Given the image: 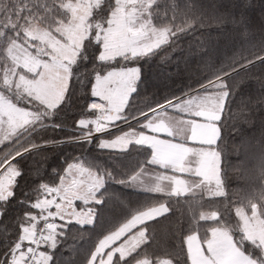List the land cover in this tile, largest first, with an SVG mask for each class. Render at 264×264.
I'll list each match as a JSON object with an SVG mask.
<instances>
[{
  "label": "trees",
  "instance_id": "trees-1",
  "mask_svg": "<svg viewBox=\"0 0 264 264\" xmlns=\"http://www.w3.org/2000/svg\"><path fill=\"white\" fill-rule=\"evenodd\" d=\"M77 1L0 0V92L17 107L39 110L34 99L2 85L10 65L8 51L15 44H34L25 34L31 25L59 38L71 20L66 5ZM116 9V0H102L90 21L105 25ZM146 18L153 28L168 31L164 43L142 55L101 61V42L90 30L60 104L0 144V183L7 182L0 194V264H9L10 256L22 250L23 229H38L46 219L38 203L59 185L71 164L101 182L88 206L92 222L55 219L58 226L42 248L48 256L45 264H86L102 238L160 204L167 213L127 231L112 249L137 232H142V242L125 256L115 252L110 264H190L186 238L196 234L204 244L214 229L220 231L216 237L227 231L246 257L260 263L259 248L242 240L237 230L235 210L249 212L255 205L264 215V0H154ZM130 67L139 71L120 118L99 128L98 139L80 140L97 130L90 123L79 125L93 123L99 115L92 105L97 101L92 95L95 79ZM185 95L221 96L220 138L214 149L223 194L172 196L133 189L131 179L152 167L150 149L130 143L113 150L101 147V141L142 132L152 111L172 102L159 110L169 111Z\"/></svg>",
  "mask_w": 264,
  "mask_h": 264
},
{
  "label": "rangeland",
  "instance_id": "rangeland-1",
  "mask_svg": "<svg viewBox=\"0 0 264 264\" xmlns=\"http://www.w3.org/2000/svg\"><path fill=\"white\" fill-rule=\"evenodd\" d=\"M101 1L78 0L76 3H68L66 8L71 15V20L61 32L59 31V38L36 25H31L25 29V34L34 44H15L10 48L8 51L10 65L3 71L2 85L10 91L14 90L17 95L34 99L39 104V110L19 108L8 99L6 94L0 92V144L10 140L19 130L37 122L39 114L60 104L68 87L70 68L76 62L81 43L89 35L90 30L95 32V39L101 42L99 55L101 61H109L125 55H142L166 41L168 31L153 28L146 18L147 10L154 0H116L115 15L109 18L105 25L90 21L99 9ZM137 76V68L130 67L112 70L105 76L96 78L92 95L103 103L93 108L95 107L99 115L93 123H91L92 120H87L80 122L79 125L85 127L90 123L98 130L116 122L120 118L121 107L133 91ZM220 97L204 95L194 96L189 100L192 108L202 107L198 114L204 121L194 123L189 136V142L206 148L205 151L194 150L196 152H193V154H199L200 163L195 172L201 178L207 176L215 156L218 158L214 147L220 138L218 126L222 107ZM94 104H97L96 101H93ZM116 112L118 116H114ZM97 130L80 140L91 139ZM166 135L169 134L165 122L158 121L149 124L137 134L123 133L111 140H102L100 146L124 150L131 141L138 139L139 145L150 149V159L155 163L164 165L173 163L181 167L185 158L193 151L192 144L175 142ZM90 174L79 165H69L59 185L47 190L48 197L38 203L39 208L46 210L45 218L78 220L77 215L82 209L76 207L75 202H80L83 206L85 203L88 204L92 199L93 187L98 185L93 181L94 175ZM6 188L7 182L0 183V194ZM154 208H164V206ZM157 210L165 212L166 208ZM157 210L143 211L134 216L127 225L151 221L157 217ZM213 216L211 214L206 217ZM235 217L238 222L237 230L242 240L259 248L260 263L246 257L233 242L235 247L230 245L229 240L232 241V239L225 230L223 233L230 239L226 240L227 237L223 236L218 243L216 233L220 231L214 229L210 239L204 244L200 242L196 234H190L187 237L191 264H264V215L255 205H252L249 212L237 208ZM127 225L102 238L86 264H110L113 252L125 256L134 250L142 242V232L135 233L126 241L119 243L117 247L111 248L126 234ZM134 240L137 242H133ZM47 258L48 256L44 253L42 264H45ZM137 264L148 263L140 261ZM159 264H170V262L161 261Z\"/></svg>",
  "mask_w": 264,
  "mask_h": 264
},
{
  "label": "crops",
  "instance_id": "crops-1",
  "mask_svg": "<svg viewBox=\"0 0 264 264\" xmlns=\"http://www.w3.org/2000/svg\"><path fill=\"white\" fill-rule=\"evenodd\" d=\"M138 56V55H136ZM129 96V95H128ZM184 100L178 102L172 108H170L169 111H159L160 109H163L165 106L170 105L171 103L158 108L152 112H154V116H152L149 120L144 123V128H147L149 124L158 122V121H163L166 124V128L168 131L169 135H166L167 138L170 137L172 138L175 142L179 143H188L189 145L192 144L193 151L189 153V155L185 158L183 164L181 167L175 166L173 163L172 164H158L149 159V164L153 167H148L140 170V172L131 179L130 185L133 189L137 191H146V192H152V193H160V194H165V195H172V196H184L188 194H203L205 196H221L223 194V189L220 184L219 180V167H218V158L215 156V159L212 163V165L209 167V171L207 173V176L204 178L199 177L196 175V168L200 161L198 160L199 154H193V152H196L194 150H197L198 152L200 151H205V147L203 145H198V144H193L189 142V136L193 127V124L196 122L204 121L201 116H199L198 112L199 109L202 107H195L192 108V104H190L189 100L192 97L187 98V95L184 96ZM128 99V97H127ZM127 99L125 100V103L120 109L124 108ZM174 102V101H173ZM97 104H92L93 106L96 105L99 106L100 104L103 103L102 100L97 99L96 101ZM170 107V106H169ZM159 111V112H158ZM118 112V111H117ZM114 113V116H118V113ZM120 115V113H119ZM129 133V132H126ZM132 133V132H131ZM139 133V132H138ZM125 134V133H124ZM135 135V134H132ZM164 136V137H166ZM136 141H131L130 143H135L138 144ZM129 143V144H130ZM128 144V145H129ZM127 145V146H128ZM143 146V145H142ZM193 154V155H192ZM151 156V155H150ZM151 158V157H150ZM158 164V165H156ZM93 181L95 184L97 183L98 185H95L92 189V199L89 200L88 205L85 203V207L81 208L82 211L81 213H78L77 219L75 220L81 224H90L92 222L91 218V213H90V207L89 203L94 201V194L97 192V190L101 187V182L97 180V178L94 176ZM157 206H166L164 204H160ZM156 207V206H154ZM150 207L144 211H151L157 210V209H164V208H154ZM157 217H160L164 214L167 213V208L166 211L163 212L162 210H157ZM143 212V211H142ZM141 213V212H140ZM138 213V214H140ZM136 214V215H138ZM134 215V216H136ZM133 216V217H134ZM132 217V218H133ZM132 218L127 221L124 225H122L120 228L124 227L129 223ZM155 219V218H154ZM147 222V221H146ZM145 222H137V223H131L128 224L127 231L132 229L133 227L143 224ZM119 228V229H120ZM118 229V230H119ZM116 230V231H118ZM125 230V232H127ZM114 233V232H113ZM218 236H220L218 234ZM217 236V241L222 238L223 236L227 237L226 240L230 239V237L226 236L225 234L221 235L220 237ZM128 239V238H127ZM230 245H234L231 240ZM209 243V242H208ZM218 243H220L218 241ZM185 245H186V250L188 254V249H187V238L185 240ZM235 247V246H233ZM114 254V252H113ZM189 259V255H188ZM190 261V259H189ZM191 264V262H190Z\"/></svg>",
  "mask_w": 264,
  "mask_h": 264
},
{
  "label": "built area",
  "instance_id": "built-area-1",
  "mask_svg": "<svg viewBox=\"0 0 264 264\" xmlns=\"http://www.w3.org/2000/svg\"><path fill=\"white\" fill-rule=\"evenodd\" d=\"M58 223L53 219H44L38 229H23V247L10 256L9 264H42L45 243L52 237Z\"/></svg>",
  "mask_w": 264,
  "mask_h": 264
},
{
  "label": "snow or ice",
  "instance_id": "snow-or-ice-1",
  "mask_svg": "<svg viewBox=\"0 0 264 264\" xmlns=\"http://www.w3.org/2000/svg\"><path fill=\"white\" fill-rule=\"evenodd\" d=\"M261 62H264V61H261ZM137 71H139V70H137ZM101 135H102V133H100L99 130H98L97 133H96V137L95 138L98 139Z\"/></svg>",
  "mask_w": 264,
  "mask_h": 264
},
{
  "label": "water",
  "instance_id": "water-1",
  "mask_svg": "<svg viewBox=\"0 0 264 264\" xmlns=\"http://www.w3.org/2000/svg\"><path fill=\"white\" fill-rule=\"evenodd\" d=\"M96 136V134H94L93 136H91V138H93V137H95ZM11 162V161H10ZM1 171V170H0Z\"/></svg>",
  "mask_w": 264,
  "mask_h": 264
}]
</instances>
